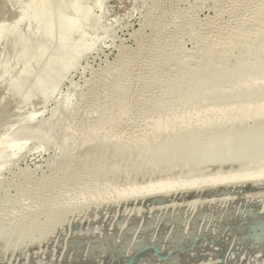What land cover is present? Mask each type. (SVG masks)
<instances>
[{
  "label": "rangeland",
  "instance_id": "374dc122",
  "mask_svg": "<svg viewBox=\"0 0 264 264\" xmlns=\"http://www.w3.org/2000/svg\"><path fill=\"white\" fill-rule=\"evenodd\" d=\"M260 181L264 0H0V264H264L236 198L135 206Z\"/></svg>",
  "mask_w": 264,
  "mask_h": 264
},
{
  "label": "water",
  "instance_id": "95a60500",
  "mask_svg": "<svg viewBox=\"0 0 264 264\" xmlns=\"http://www.w3.org/2000/svg\"><path fill=\"white\" fill-rule=\"evenodd\" d=\"M251 193H264V182L260 181L257 183H241V184H235V185H223V186H217L212 189H207L199 192H188L181 195H176L172 198H167L165 196H157V197H150L143 201L136 202L135 206L145 207V208H153L155 206H162L167 203H173V202H184L188 200H206V199H218L222 197H232L236 198L234 202L231 203L230 209L231 212H234V209L238 206V204L247 206L250 216L252 217V220L248 221H241V225H246V231H244L241 236H237L241 240L245 241V244H248L249 246H253L254 243H264V203H259L258 200H254L253 202L248 203L245 199L248 194ZM255 211H254V210ZM229 215V214H228ZM228 215H225L223 217V220L226 219ZM152 222V218L148 219L147 221ZM246 220V219H245ZM225 222V221H224ZM169 223L164 222V225L167 226ZM153 225V223H152ZM74 226V228H76ZM235 232H239L240 230L235 229ZM149 233H145V237H151ZM126 238V237H124ZM122 239L121 241H126L125 239ZM113 241V243H112ZM108 243L112 247V256L114 258V262H111L109 258H104V261H101L102 259L100 255H98V259L94 258H84V254H80L78 256V252L75 254V257H73L70 264H137L138 261L142 258L147 257V253H151L152 251L157 253L161 258L164 260L161 261L158 264H168L167 262V255L163 252H161L156 246L152 245H146L144 247L136 248L129 256L124 257V249L121 250H115V246L118 245L119 242H117L114 237L108 238ZM128 244V243H127ZM56 246L58 248H62L64 246V241L60 240L57 242ZM190 246V245H189ZM187 246L183 249H180L178 247H175L172 251L173 252H181L182 250H189L190 247ZM98 246L94 245L91 247V249L95 250ZM78 256V257H77ZM97 256V255H96ZM167 261V262H166ZM178 261V260H177ZM176 261V264H177Z\"/></svg>",
  "mask_w": 264,
  "mask_h": 264
},
{
  "label": "bare ground",
  "instance_id": "6f19581e",
  "mask_svg": "<svg viewBox=\"0 0 264 264\" xmlns=\"http://www.w3.org/2000/svg\"><path fill=\"white\" fill-rule=\"evenodd\" d=\"M251 183H253V182H251ZM207 189H212V188H207ZM207 189H203V190H207ZM203 190H198V191H194V192H199V191H203ZM186 193H188V192H186ZM181 194H185V193H181ZM180 193L179 194H174V195H170V196H167V195H158V196H165V197H167V198H172V197H174V196H176V195H181ZM153 197H157V196H153ZM147 198H150V197H147ZM147 198H144L143 200H145V199H147ZM194 200H199V199H194ZM175 203H177V202H174V203H172V204H175ZM168 206V205H167ZM230 213V212H229ZM228 214V213H227ZM226 214V215H227ZM230 214H233V213H230ZM225 216V214L222 216V217H224ZM174 220V219H173ZM218 222V221H217ZM175 223V222H174ZM163 226V225H162ZM133 232H134V230L132 231V230H126L125 231V234L128 236V234H130V235H132L133 234ZM195 233V232H194ZM190 234V233H189ZM190 235H193V234H190ZM151 236V235H150ZM183 236H184V234H183ZM129 237V236H128ZM124 238V237H123ZM157 238V237H156ZM155 237L154 238H152V237H145V240L146 241H152L153 239H156ZM183 239H186V238H183ZM192 239H193V236H191V238L189 239L188 238V240H189V242H191L192 241ZM165 240H167V238H165V236H164V238L162 237V238H159L158 239V241H160V243H161V245L160 246H157V245H152V246H156L161 252H163V253H165V254H169V258H171V259H177L178 257L180 258V256H182V257H184L185 256V254H182V253H179V252H173L172 250L175 248V247H178V248H180L181 247V245H179V244H175V246L172 248V250H171V252L170 253H166V251L164 250V249H161V247H162V244L163 243H165L164 241ZM130 240H126L125 242H124V245H122L120 248H115V250H121V249H124V252H123V254H124V257H127V256H129L136 248H139L141 245H138V244H136V242L138 241L137 239L135 240V244H134V247H133V249L132 250H130L131 252L128 254V253H126V250L128 249V248H130L131 246H130V242H129ZM197 241H199V240H197ZM106 242V241H105ZM113 242V241H112ZM121 242V241H120ZM119 242V243H120ZM152 242H154V241H152ZM188 242V241H187ZM186 242V243H187ZM189 242H188V244H189ZM199 242H202V241H199ZM128 243V244H127ZM90 244L91 245H96V244H94V243H92V241H90ZM258 244H260V243H258ZM145 245L143 244V246H141V247H144ZM184 246V248L185 247H187V244H185V245H183ZM98 247H101V246H98ZM104 247V246H103ZM190 247V246H189ZM147 255V257L146 258H142V259H140L139 261H138V263L137 264H144L145 263V261H143V260H145V259H147L148 258V256H150L151 255V257H155L154 255H155V252H151V253H147L146 254ZM167 261V263L168 264H170L169 262V259H168V257H167V259H166ZM176 261V260H175ZM161 261H158V263H160ZM157 263V264H158Z\"/></svg>",
  "mask_w": 264,
  "mask_h": 264
}]
</instances>
